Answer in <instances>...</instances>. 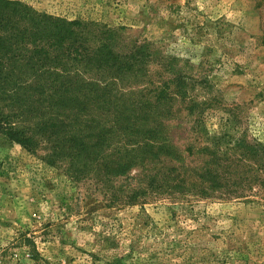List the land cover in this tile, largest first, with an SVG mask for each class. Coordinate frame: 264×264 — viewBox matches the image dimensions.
I'll return each mask as SVG.
<instances>
[{"label": "rangeland", "instance_id": "rangeland-1", "mask_svg": "<svg viewBox=\"0 0 264 264\" xmlns=\"http://www.w3.org/2000/svg\"><path fill=\"white\" fill-rule=\"evenodd\" d=\"M23 16L71 26L41 42ZM0 37L2 53L35 57L0 76L17 75L0 127L30 140L0 130V264H264L263 190L204 196L188 171L206 135H226L231 156L264 146V0H0ZM102 49L116 65L98 67ZM73 76L131 106L135 125L95 101L45 109L61 94L46 84Z\"/></svg>", "mask_w": 264, "mask_h": 264}, {"label": "trees", "instance_id": "trees-1", "mask_svg": "<svg viewBox=\"0 0 264 264\" xmlns=\"http://www.w3.org/2000/svg\"><path fill=\"white\" fill-rule=\"evenodd\" d=\"M14 7L16 8L19 14H23V12L20 11L21 8H19L16 5ZM23 17L28 20V24L30 25V27L32 29H35V34L32 32L33 37L38 38V40H41V42L52 41V40L56 42V39H58L56 43L58 44L63 43L65 41V38L61 36H67L69 31L68 26L69 27L71 26L67 22L60 20H53V19L46 20L47 23H43L44 20L42 19L38 21L35 20V18H29L27 16H23ZM4 49L5 46L3 44L2 38L0 37V76H2L3 73L5 74L6 70L8 69L6 67L7 65L8 67L9 65H11V68H9V70L19 69V72H17L19 75L22 73L24 69V65L27 66L28 64L34 62L35 57L23 59V58H18V56L14 54L6 55V53H2ZM92 60H95L96 63H98V67H101L102 64L105 63V60L113 65H116L117 62V59L114 56V54L107 49H102L101 51L97 52V54L94 55ZM121 64L123 65L118 67V76L122 72L128 71L130 67L128 63L125 64L121 63ZM15 78L17 81V75H15V73H12L11 76L9 75L5 79H3V77H0L1 95H3L6 88L12 85V82L15 80ZM47 78L48 80L50 79V77ZM69 78L72 80L71 81L63 80L60 82H57V80H52V81L50 80L46 84V86H50L52 83H55L54 88L61 84L59 88L61 89V94L59 95L57 91L56 94H54L55 97L47 98L46 99L47 104L44 103L45 109L51 107V108H56L57 110H62V111L65 110V113L63 114L64 116L67 117L70 114H75L74 113L75 110H80V111L82 110L83 112H86L88 107H89L88 110L90 109L89 104L92 103V101H95V103H97V108L107 106V107H112L114 110H117V112H118V107H123L125 108L126 111L130 110L128 112L129 123L130 124L135 123L131 120V118L134 116L133 109L131 108V106L123 104L121 100L115 97V95H108L107 92H102L101 88L95 82H89L86 80L82 81L75 76ZM72 91L79 92V95L78 96L71 95ZM25 93H27V91ZM29 96L30 98L27 99L28 101H26V103L20 102L19 105L22 106L27 105L24 106V108L27 110H32L35 108L32 107L34 101L31 100L32 98L35 100V98L32 95ZM9 99L12 100V102L20 101L19 99H15L14 95L10 96ZM57 110H55V113H53L54 116L60 115L57 112ZM68 110L70 111L68 112ZM199 115L201 116V112H199L197 116ZM121 116L122 113L118 112L114 117V122L116 123V121H118V117ZM199 119H197L195 122H198ZM59 123L64 124L63 122H59ZM199 124H197V126ZM46 125H48V123H46ZM196 128L197 127L192 128L193 132L196 131ZM0 130L5 132V134L9 136L10 139L15 141V143H19L22 146H26L27 141L28 142L30 141L27 137H24V131L22 130H16L13 128H9L6 130L3 127H0ZM205 138L207 144L200 145L197 148H194L196 154L202 156L204 160L200 165L191 167L188 170L190 171L189 173L193 175L192 177H194V183H197L193 185V188L198 194L204 196H209L211 194L213 195L215 193L220 195L228 194L239 198V197H244L246 191L251 190L255 187L262 189L264 192V146L263 145L256 144L251 148L246 144H239L238 149H242V151L235 152V154L231 156L229 155V152H231V150H229L228 147L229 142H226V144H224L226 135L223 134L214 135V136L206 135ZM80 140L81 138L77 136L69 137L70 143L74 141L77 144ZM223 144L226 145V148L221 150L222 148L221 146ZM78 152L79 151L75 152L74 149H72L69 150L67 154L70 155L71 153H78ZM81 157H82L81 154H77L74 155L72 159L73 161L80 160ZM115 162L118 161L115 160ZM182 173L183 174L181 175L179 181L182 182L184 176L185 179L186 178L191 179V176L189 174L186 175V173L184 172ZM184 180L183 182H185ZM232 180L237 182L229 186L231 184L230 181ZM174 187L171 189H175ZM189 189L191 190V188Z\"/></svg>", "mask_w": 264, "mask_h": 264}]
</instances>
